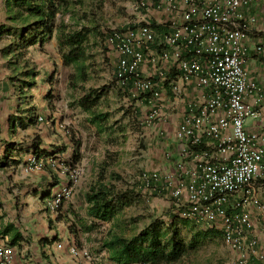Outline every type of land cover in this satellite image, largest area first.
Here are the masks:
<instances>
[{
  "label": "built area",
  "instance_id": "2783aa9c",
  "mask_svg": "<svg viewBox=\"0 0 264 264\" xmlns=\"http://www.w3.org/2000/svg\"><path fill=\"white\" fill-rule=\"evenodd\" d=\"M262 1L141 0V18L110 37L117 83L138 105H147L141 123L169 141L162 145L161 167L140 173V189L166 197L181 218L222 230L238 264L253 258L264 264L251 217L253 207H262L264 137L248 128L261 116L264 87L249 76L244 43L257 21L245 12ZM173 114L178 122L168 136ZM35 119L44 121L39 113ZM49 164L70 173L62 162ZM70 176L66 186L51 192L52 212L71 197L76 179ZM68 248L73 258L94 261L75 242ZM14 259L12 247L0 245V264Z\"/></svg>",
  "mask_w": 264,
  "mask_h": 264
},
{
  "label": "rangeland",
  "instance_id": "374dc122",
  "mask_svg": "<svg viewBox=\"0 0 264 264\" xmlns=\"http://www.w3.org/2000/svg\"><path fill=\"white\" fill-rule=\"evenodd\" d=\"M140 1L70 0L69 11L59 10L53 34L46 37L44 42L28 47V72H39L46 64L50 72L49 77L39 73L41 91L35 90L38 94H29V97L39 96L36 103L41 107L44 119L46 116L52 125L60 119L59 124L63 123L64 130L73 137L75 144L79 143L82 150L79 155L83 159L78 165L74 163V172L70 167L72 163L66 162L68 171L75 176L78 185L71 197L64 199L63 207L54 212L51 220L44 221L45 228L49 227L56 234L55 241L61 242L64 248L75 242L81 248L88 249L94 258L90 264H118L109 259L103 247V241L111 233L129 238L153 219L163 220L165 227L176 220L181 236L187 242L197 236L199 246L173 264H238L236 254L221 234L212 232L198 235L200 231L204 233L208 229L181 218L166 197L146 195L137 184L140 173L152 169L150 151H157L161 156L163 142L168 141L167 137H154V130L141 123L147 105L140 106L135 99H130L114 77L117 56L110 42L111 34L124 31L141 18L137 8ZM70 31L86 33L83 43L85 56L78 63L66 65L60 51V35ZM63 51L67 52L68 48ZM28 80L38 83L34 76L28 75ZM96 94L100 97L90 111L80 106L79 101L85 95L93 97ZM98 115L105 117L100 120L96 118ZM94 118L98 121L92 122ZM49 170L51 182L47 183V187L50 188L57 183V169ZM102 175L104 181L112 183L117 190L111 197L114 212L109 220L93 216L87 199L91 187L98 183ZM67 176L68 179L71 177L69 174ZM35 197L38 198V205L45 206L42 199H49L51 191ZM152 197L157 198L153 210L147 203ZM45 210L48 209L45 207L40 212ZM33 224L38 223L34 221ZM20 227L24 229L23 222ZM9 246L12 247L11 244ZM12 249L18 263L22 260L25 264L31 256L30 250L22 255L25 252H20L19 247ZM65 258L60 264L69 262L70 257ZM249 264L257 263L252 260Z\"/></svg>",
  "mask_w": 264,
  "mask_h": 264
},
{
  "label": "crops",
  "instance_id": "0c3cea01",
  "mask_svg": "<svg viewBox=\"0 0 264 264\" xmlns=\"http://www.w3.org/2000/svg\"><path fill=\"white\" fill-rule=\"evenodd\" d=\"M251 14L257 17V21L250 25L244 38L248 48L246 68L250 78L264 87V49H257L259 45H264V0L245 12L246 17ZM21 27L11 18L6 0H0V245H8L7 242L14 249L17 246L21 249L20 252H25L22 255L30 250L31 256L25 264H60L66 260L65 256L70 257L67 264H90L83 259L73 260L66 246L58 248L56 234L49 227L45 228L44 221H50L54 216V212L47 207L48 198L42 199L45 203L42 206L38 205V198L35 197L44 195V191L53 192L63 188L70 182L67 175L57 172L55 187H47V183L51 182V160L57 158L64 165L66 162L72 163L70 167L74 172L76 165L83 159L80 154L79 160H75L82 150L79 143L75 144L73 137L64 130L63 123L59 124L60 119L56 120L55 125L46 116L42 122L35 119L36 114L43 116L44 113L36 103L39 96L30 98L29 94L33 96L38 94L36 91H41L42 85H38V80L41 79L39 73L49 77L50 72L47 64L40 69L41 72H28V47L21 45ZM28 75L36 77L38 83L30 82ZM261 112L253 125L251 121L248 122V128L264 137V101ZM177 122L178 116L173 114L171 123L166 125L168 136H173ZM150 154L152 169L161 167L162 155L153 150ZM36 164L43 166L37 168ZM68 174L71 175L72 172ZM77 185L75 181L73 187ZM260 186L262 207H253L251 217L253 233L259 238V248L263 251L264 182H260ZM156 200L157 198L152 197L151 201H147L152 210L157 205ZM45 207L48 210L40 212ZM34 221L38 224H33ZM21 222L24 223V229L20 227ZM9 225L21 232L23 240L12 241L14 230L6 231ZM252 260L260 264L256 258ZM22 262L20 260L18 263L16 257L12 264H23Z\"/></svg>",
  "mask_w": 264,
  "mask_h": 264
},
{
  "label": "trees",
  "instance_id": "16d2710c",
  "mask_svg": "<svg viewBox=\"0 0 264 264\" xmlns=\"http://www.w3.org/2000/svg\"><path fill=\"white\" fill-rule=\"evenodd\" d=\"M6 7L11 18L22 26L21 45L27 48L37 42H44L46 37L53 34L59 10L69 11L70 0H6ZM158 32H162V29H158ZM85 39L86 33L81 31H70L60 35V51L63 54L64 64L78 63L85 56L83 44ZM64 48H68V51L64 52ZM86 96L88 95H85L79 103L81 107L90 111L100 96L98 94L93 97ZM104 117L98 115L96 118L103 120ZM96 118L91 121L97 122ZM79 156H76V161L79 160ZM137 184L140 187V182ZM116 191V187L110 182H105L102 175L87 194L91 204L90 213L103 220L111 219L114 212L111 197ZM45 194L47 195L48 192L46 191ZM10 229L14 230L13 242L23 240L19 230L14 229L13 225L6 227V231ZM212 232L223 236L222 230L214 228H208L204 233L200 231L198 235H208ZM196 237L187 242L181 236L176 220L165 227L163 220L153 219L139 233L129 238L111 233L103 241V247L107 250L109 259L118 264H173L198 248L199 241Z\"/></svg>",
  "mask_w": 264,
  "mask_h": 264
}]
</instances>
